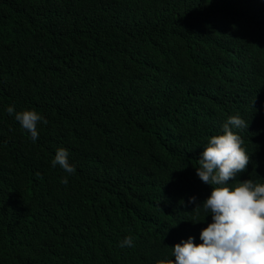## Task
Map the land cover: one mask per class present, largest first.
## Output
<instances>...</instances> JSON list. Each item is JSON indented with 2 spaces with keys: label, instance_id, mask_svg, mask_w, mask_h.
I'll return each mask as SVG.
<instances>
[{
  "label": "trees",
  "instance_id": "1",
  "mask_svg": "<svg viewBox=\"0 0 264 264\" xmlns=\"http://www.w3.org/2000/svg\"><path fill=\"white\" fill-rule=\"evenodd\" d=\"M248 1L0 0V264H159L199 242L211 214L187 201L211 190L195 167L228 113L254 114L236 180L264 179V7ZM237 12L254 42H231ZM218 49L224 84L200 98L191 76ZM8 105L44 116L35 142Z\"/></svg>",
  "mask_w": 264,
  "mask_h": 264
},
{
  "label": "clouds",
  "instance_id": "2",
  "mask_svg": "<svg viewBox=\"0 0 264 264\" xmlns=\"http://www.w3.org/2000/svg\"><path fill=\"white\" fill-rule=\"evenodd\" d=\"M240 1L251 3L248 0ZM254 1L264 7V0ZM251 17L245 12H237L230 17L232 20L226 30L237 37L230 39L231 42H254L253 32L258 28ZM245 26L238 32L239 28ZM225 70L223 54L218 49L211 55L208 66L191 76L200 98L217 97L225 81ZM197 77L209 79L213 89L202 85ZM196 82L200 83L202 90ZM5 111L10 116L14 115L33 142L37 140V124L46 123L40 112L32 108L16 111L13 105H8ZM253 117L254 114L249 117V122ZM248 123L240 114L228 113L218 133L208 137L197 158L195 173L201 182L211 186V190L199 203H196L194 195L189 196L187 202L195 204L194 208H202L205 216L211 214V220L199 231V242H194L192 235L181 238L171 246V258L165 256L159 264H264V179L236 180L237 174L244 171L249 163V154L243 147L244 137L241 132L238 134V130L247 127ZM254 140L252 138L248 143L253 144ZM68 156L67 148L58 147L51 165L59 166L71 175L75 167ZM60 182L67 184V176L61 177ZM120 246L131 247L132 238L125 236Z\"/></svg>",
  "mask_w": 264,
  "mask_h": 264
}]
</instances>
